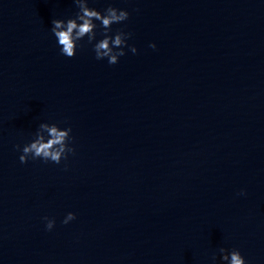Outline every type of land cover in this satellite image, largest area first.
<instances>
[{
  "label": "water",
  "instance_id": "obj_1",
  "mask_svg": "<svg viewBox=\"0 0 264 264\" xmlns=\"http://www.w3.org/2000/svg\"><path fill=\"white\" fill-rule=\"evenodd\" d=\"M109 5L114 65L99 21L60 53L74 0H0V264H264V0ZM41 123L71 128L59 164L19 160Z\"/></svg>",
  "mask_w": 264,
  "mask_h": 264
},
{
  "label": "clouds",
  "instance_id": "obj_2",
  "mask_svg": "<svg viewBox=\"0 0 264 264\" xmlns=\"http://www.w3.org/2000/svg\"><path fill=\"white\" fill-rule=\"evenodd\" d=\"M78 7L75 18L65 20L53 19L51 32L54 34L60 53L66 57H73L76 52L77 42L87 36L88 43H92L95 39V29L97 25L93 21H99L102 27L103 38L98 40L93 45L95 58L101 60L107 58L110 65L118 62V58L125 53L123 48L131 33H125L122 30H117L114 35H109L111 25L120 23L128 18V12L118 10L111 5L104 9L103 14L94 8L87 6V0H74ZM79 21V23H78ZM130 51L135 54L137 49L134 46H128ZM149 47L155 48V44H150ZM71 128L61 129L56 124L41 123L34 134V139L25 144L22 148V154L19 156L21 163H26L28 159L35 160L37 158L44 162H53L59 164L61 159H67L68 153H74V149L69 146ZM47 134V138L45 136ZM20 149V145H14ZM239 195H244L243 190ZM75 219V214L69 212L62 223L67 224ZM47 221L45 227L51 230L54 226V220L44 217ZM222 254L221 259L227 264H245L244 258L236 249L228 251L224 248L219 250ZM215 259V257H213Z\"/></svg>",
  "mask_w": 264,
  "mask_h": 264
}]
</instances>
